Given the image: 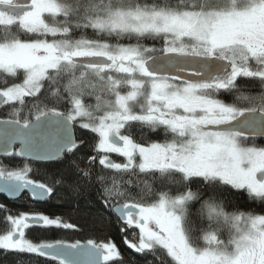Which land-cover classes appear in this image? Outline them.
Instances as JSON below:
<instances>
[{"label":"snow or ice","instance_id":"snow-or-ice-1","mask_svg":"<svg viewBox=\"0 0 264 264\" xmlns=\"http://www.w3.org/2000/svg\"><path fill=\"white\" fill-rule=\"evenodd\" d=\"M0 26V155L25 161L0 164V194L32 202L0 204L5 255L119 257L112 242L26 237L77 227L34 207L70 190L99 194L143 264H264V0H0ZM29 161L61 167L34 179ZM233 190L224 198L250 210L216 202ZM198 201L202 237L189 226Z\"/></svg>","mask_w":264,"mask_h":264},{"label":"trees","instance_id":"trees-1","mask_svg":"<svg viewBox=\"0 0 264 264\" xmlns=\"http://www.w3.org/2000/svg\"><path fill=\"white\" fill-rule=\"evenodd\" d=\"M162 2V0H161ZM14 27V26H13ZM4 31L3 26H0V34ZM91 36V32L88 33ZM147 46H153L152 41L146 42ZM155 47H160L159 42L155 44ZM239 83H248V81H240ZM248 89H245L247 91ZM259 91L258 88L252 89V91ZM4 116V110L0 109V117ZM152 139H163V135L159 136L156 133L150 134ZM259 145H264V140L255 141ZM25 161L19 157H6L0 155V164L7 168H15L22 166ZM78 163L80 161H77ZM30 166L40 170V175H36L35 171L31 174L34 179H44L45 173H55L56 170L61 167L58 163L40 164L28 162ZM81 167H86V163H81ZM195 190V188H193ZM229 195H235V190L232 193L225 192L223 196L216 198L217 203H221L225 211H248L250 206L243 198L236 200L235 204L239 207L228 202L227 197ZM0 204L5 205L12 211L16 212H28L32 210L30 205L32 202L29 200L28 195H24L19 201L11 202L3 198H0ZM36 210L43 212L49 216H60L67 222L76 224L75 229H56L47 228L34 230L29 229L26 233L27 238H31L34 242H53L58 239H63L68 243H74L79 240L84 243L86 239L92 238L99 242H112L116 244L117 250L120 256L117 260L108 262V264H143L145 259L151 260L152 258L145 257L143 254L136 253L133 249L129 248L124 243L125 236L132 232L125 227L122 232L121 225L115 221V218H110L101 211L102 205L99 200V194L96 191H88L81 193H74L70 190L64 191L63 202H56L50 204H35ZM191 222L190 227L194 230L193 235L202 237L203 233L200 229L207 224V209L204 208L203 201L192 202L190 205ZM253 214H261L259 208H256ZM5 213L0 211V234H4L7 225L4 220ZM200 244H203L202 238ZM56 264L49 258L39 257L35 254H21L9 251L5 255L4 250H0V264ZM156 264H161L157 261Z\"/></svg>","mask_w":264,"mask_h":264},{"label":"water","instance_id":"water-1","mask_svg":"<svg viewBox=\"0 0 264 264\" xmlns=\"http://www.w3.org/2000/svg\"><path fill=\"white\" fill-rule=\"evenodd\" d=\"M256 140H264V138H257ZM1 156H3V155H1ZM35 163H40V162H35ZM40 164H43V163H40ZM48 164H51V163H48ZM25 194L29 196V194L25 191V192L21 195L20 199H21ZM0 198H3V199H5V200H7V201H11V202H16V201H13V200L8 199L7 197H5V196L2 195V194H0ZM20 199H19V200H20ZM19 200H18V201H19Z\"/></svg>","mask_w":264,"mask_h":264},{"label":"flooded vegetation","instance_id":"flooded-vegetation-1","mask_svg":"<svg viewBox=\"0 0 264 264\" xmlns=\"http://www.w3.org/2000/svg\"><path fill=\"white\" fill-rule=\"evenodd\" d=\"M241 80H238V83L240 82ZM258 91V90H257ZM223 98H225V99H231V97H227V96H225V97H223ZM256 141H258V140H256ZM112 156V158L114 159V160H116L117 162H121L122 161V159L123 158H121V157H119L117 154H111ZM130 230H132V229H130ZM136 231H138V230H136Z\"/></svg>","mask_w":264,"mask_h":264},{"label":"rangeland","instance_id":"rangeland-1","mask_svg":"<svg viewBox=\"0 0 264 264\" xmlns=\"http://www.w3.org/2000/svg\"><path fill=\"white\" fill-rule=\"evenodd\" d=\"M111 155V154H110ZM112 156V155H111ZM112 158V157H111ZM29 230V229H28ZM28 230H26V233L28 232ZM119 257H115V258H113L112 260H110L109 262H111V261H114V260H117Z\"/></svg>","mask_w":264,"mask_h":264}]
</instances>
